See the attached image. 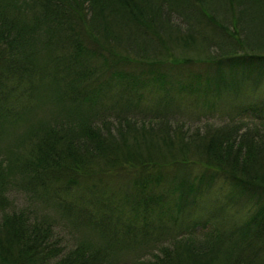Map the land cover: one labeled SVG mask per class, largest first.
<instances>
[{
  "label": "trees",
  "instance_id": "1",
  "mask_svg": "<svg viewBox=\"0 0 264 264\" xmlns=\"http://www.w3.org/2000/svg\"><path fill=\"white\" fill-rule=\"evenodd\" d=\"M249 31L264 0H0V264H264Z\"/></svg>",
  "mask_w": 264,
  "mask_h": 264
},
{
  "label": "rangeland",
  "instance_id": "2",
  "mask_svg": "<svg viewBox=\"0 0 264 264\" xmlns=\"http://www.w3.org/2000/svg\"><path fill=\"white\" fill-rule=\"evenodd\" d=\"M233 18L234 17H232V19ZM217 22H219V21H217ZM229 29H231V26ZM212 32H214V31H212ZM249 33H250L249 38H248L249 43H255V42L258 43V42L263 41V44H264L263 37L261 34H259V32H250L249 31ZM228 34H229V36L232 37L233 40H234V38L237 39V37L235 36L233 31H228ZM263 51H264V48H263ZM176 67H178V66H176ZM247 97L248 98H246V95H244V96L242 95V99H240L239 101L241 102L242 100L243 101L262 100V99L264 100V86L261 87L254 94L249 93L247 95ZM202 99H203V97H199L198 100L193 101V99L186 98V99H182V101L179 103L180 109L184 112V114H192L190 118L195 121V123H194L195 125L199 124V126L201 127L202 124L209 123V124H213V125L218 126V125H221L223 123L222 121H224V119L226 120L225 122H229L231 120L230 117L235 122H239L242 120L238 117V115H233V113L231 112L232 107H233V105H231V103L230 104L223 103V105H221L222 103L221 104L219 103L218 105H216V108L213 111L208 112L207 105H202V102H201ZM182 105H184V106L182 107ZM253 125H255V124L253 123ZM190 126L192 129L196 128L194 125H190ZM187 128H189V126H187ZM152 171H154V170H152ZM120 177L127 178L126 175H120ZM108 180H112V179L109 178ZM218 188H219V186H218ZM215 192H217V191H215ZM23 193H24L23 191H20V192L14 191L11 194L10 198L14 204L13 205L14 208H20L23 206V204L24 205L27 204V194L23 195ZM229 205H230V203H229ZM237 207H238L237 203L235 205L229 206V208L234 209V210L230 211L231 216H233V217L235 216V218H237V219L244 218L247 214L246 209L240 210L236 213L235 209H237ZM209 209H211V207H209ZM86 228H88V229H83L81 231L83 233V235H89V234H91V231L93 230L92 236L96 237V235H97L98 239H100V236L96 232V230L89 228V227H86ZM67 231H70V230L68 229ZM62 234L64 236L68 237L69 239L73 235L72 233H69V232L68 233L62 232ZM76 235H77V238L80 236L79 233H76ZM70 240H72V239H70Z\"/></svg>",
  "mask_w": 264,
  "mask_h": 264
}]
</instances>
